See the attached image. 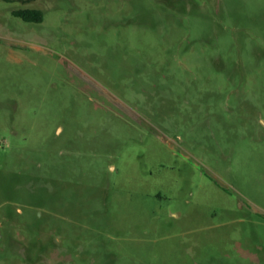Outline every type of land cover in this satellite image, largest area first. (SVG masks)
Instances as JSON below:
<instances>
[{
	"label": "rangeland",
	"instance_id": "374dc122",
	"mask_svg": "<svg viewBox=\"0 0 264 264\" xmlns=\"http://www.w3.org/2000/svg\"><path fill=\"white\" fill-rule=\"evenodd\" d=\"M0 264H264V0H0Z\"/></svg>",
	"mask_w": 264,
	"mask_h": 264
},
{
	"label": "trees",
	"instance_id": "16d2710c",
	"mask_svg": "<svg viewBox=\"0 0 264 264\" xmlns=\"http://www.w3.org/2000/svg\"><path fill=\"white\" fill-rule=\"evenodd\" d=\"M13 15L29 23H41L43 19V13L40 10L35 9L14 10Z\"/></svg>",
	"mask_w": 264,
	"mask_h": 264
},
{
	"label": "flooded vegetation",
	"instance_id": "af4514ba",
	"mask_svg": "<svg viewBox=\"0 0 264 264\" xmlns=\"http://www.w3.org/2000/svg\"><path fill=\"white\" fill-rule=\"evenodd\" d=\"M16 1V0H15ZM16 10H28V8H20V9H16Z\"/></svg>",
	"mask_w": 264,
	"mask_h": 264
}]
</instances>
